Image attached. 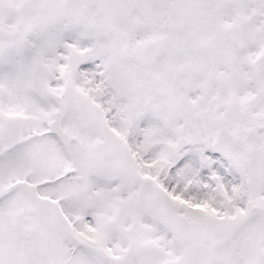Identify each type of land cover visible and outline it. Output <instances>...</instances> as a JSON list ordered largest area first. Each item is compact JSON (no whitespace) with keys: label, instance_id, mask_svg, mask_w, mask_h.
I'll list each match as a JSON object with an SVG mask.
<instances>
[{"label":"snow or ice","instance_id":"6c2138e0","mask_svg":"<svg viewBox=\"0 0 264 264\" xmlns=\"http://www.w3.org/2000/svg\"><path fill=\"white\" fill-rule=\"evenodd\" d=\"M0 264H264V0H0Z\"/></svg>","mask_w":264,"mask_h":264}]
</instances>
